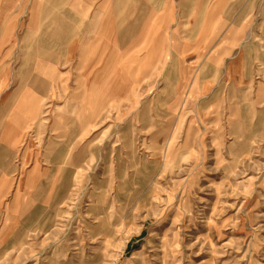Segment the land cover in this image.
Listing matches in <instances>:
<instances>
[{"label": "crops", "instance_id": "obj_1", "mask_svg": "<svg viewBox=\"0 0 264 264\" xmlns=\"http://www.w3.org/2000/svg\"><path fill=\"white\" fill-rule=\"evenodd\" d=\"M156 80L261 94L264 0H0V252L65 200L92 127Z\"/></svg>", "mask_w": 264, "mask_h": 264}, {"label": "rangeland", "instance_id": "obj_2", "mask_svg": "<svg viewBox=\"0 0 264 264\" xmlns=\"http://www.w3.org/2000/svg\"><path fill=\"white\" fill-rule=\"evenodd\" d=\"M160 84L92 127L65 200L0 264H264L260 81L183 99Z\"/></svg>", "mask_w": 264, "mask_h": 264}, {"label": "bare ground", "instance_id": "obj_3", "mask_svg": "<svg viewBox=\"0 0 264 264\" xmlns=\"http://www.w3.org/2000/svg\"><path fill=\"white\" fill-rule=\"evenodd\" d=\"M120 84V83H119ZM117 87V86H116ZM91 104V103H90ZM91 107V106H90Z\"/></svg>", "mask_w": 264, "mask_h": 264}]
</instances>
